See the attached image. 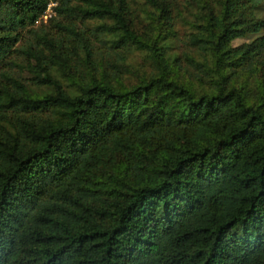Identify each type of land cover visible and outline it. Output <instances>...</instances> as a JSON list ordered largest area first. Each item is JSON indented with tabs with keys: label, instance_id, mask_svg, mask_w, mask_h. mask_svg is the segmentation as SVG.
<instances>
[{
	"label": "trees",
	"instance_id": "1",
	"mask_svg": "<svg viewBox=\"0 0 264 264\" xmlns=\"http://www.w3.org/2000/svg\"><path fill=\"white\" fill-rule=\"evenodd\" d=\"M53 2L31 83L0 72V264H264V0H186L200 72L160 41L174 0H144L156 32L130 0H0V60Z\"/></svg>",
	"mask_w": 264,
	"mask_h": 264
},
{
	"label": "rangeland",
	"instance_id": "2",
	"mask_svg": "<svg viewBox=\"0 0 264 264\" xmlns=\"http://www.w3.org/2000/svg\"><path fill=\"white\" fill-rule=\"evenodd\" d=\"M174 1L182 6L184 11L182 15L178 14L176 16L174 25L172 27V30H174L173 32L163 28L164 30L162 32L164 37L161 36L160 41L164 44L167 54L179 55L180 62L184 67H188L194 72H200V70L196 68L193 62L187 57L188 55H194L196 58L201 59L204 56V52L196 46L190 44L188 40V33L191 30V24L189 20L192 17V13L190 8L185 7L186 0ZM130 2L132 10L135 12V14L143 19L142 22L139 21V26L148 29L150 32H156L159 29L158 24L156 22L152 23V18L149 17L150 7L144 3V0H130ZM54 4L55 2L49 6L46 11V15L44 14L33 25L21 30L20 39L15 42L7 55H5L0 60V72L4 70L8 74L22 78L25 82H29V84L31 83V74L27 68V63L29 62V54L27 49L31 45L38 44L36 35L38 32H41V30H48L54 35L57 34L59 27L55 25V21H51L50 19L51 16L55 15ZM176 12L177 10H175L174 13L176 14ZM258 12L260 16L264 17V3L259 6ZM60 18L66 20L63 17ZM96 22L97 20H89L80 23V25L82 27L87 25L94 27ZM255 36V34H251L247 37H240L234 40V43L239 44L245 41H250ZM92 39L95 42V57L99 63L100 71L106 69L111 74L116 73V68L112 65V62L116 59L114 50L111 48L109 43L98 40L96 35H92ZM118 60L119 62H124L126 64V67L122 68L118 74L124 77V79H126L128 82H133L137 80L138 75L145 72H150L155 69V62L148 50L146 51L132 48L127 51L126 59ZM79 67H82V64H79L78 68ZM58 73L64 83H69L68 87L74 88V85L71 84L68 76H65L60 71H58ZM3 84H8V80L4 75L0 74V87Z\"/></svg>",
	"mask_w": 264,
	"mask_h": 264
},
{
	"label": "built area",
	"instance_id": "3",
	"mask_svg": "<svg viewBox=\"0 0 264 264\" xmlns=\"http://www.w3.org/2000/svg\"><path fill=\"white\" fill-rule=\"evenodd\" d=\"M54 3V2H53ZM52 3H50V6H51ZM46 15V14H45Z\"/></svg>",
	"mask_w": 264,
	"mask_h": 264
}]
</instances>
